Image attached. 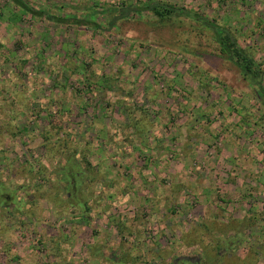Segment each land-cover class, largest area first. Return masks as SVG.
Masks as SVG:
<instances>
[{"label":"rangeland","instance_id":"rangeland-1","mask_svg":"<svg viewBox=\"0 0 264 264\" xmlns=\"http://www.w3.org/2000/svg\"><path fill=\"white\" fill-rule=\"evenodd\" d=\"M21 1L82 20L137 3L196 11L264 77V0ZM95 19L0 0V264H264L252 87L185 18Z\"/></svg>","mask_w":264,"mask_h":264},{"label":"trees","instance_id":"trees-1","mask_svg":"<svg viewBox=\"0 0 264 264\" xmlns=\"http://www.w3.org/2000/svg\"><path fill=\"white\" fill-rule=\"evenodd\" d=\"M24 12L31 15L43 13L46 19L54 22L73 21L78 24H89L91 28L97 27L100 23L96 22V17L104 21L107 28H112L118 21H123L129 15L146 14L152 17L157 23H167L176 17L185 18L192 30L202 32L205 31L210 41L215 45L217 55L222 59L230 62L241 75V79L250 85L256 98L259 100L263 108L264 119V77L261 64L256 61L253 55L238 43L234 33L226 26L216 23L213 19L207 18L200 13L182 7H177L167 3H137L129 4L124 7L102 8L90 15L88 19L63 18L49 15L44 10L35 11L31 7H26L21 0H10ZM254 218V216H251Z\"/></svg>","mask_w":264,"mask_h":264},{"label":"flooded vegetation","instance_id":"flooded-vegetation-1","mask_svg":"<svg viewBox=\"0 0 264 264\" xmlns=\"http://www.w3.org/2000/svg\"><path fill=\"white\" fill-rule=\"evenodd\" d=\"M183 261H186V258H183ZM190 264H198V258L197 257H191L188 259ZM180 264H186L185 262H181Z\"/></svg>","mask_w":264,"mask_h":264}]
</instances>
